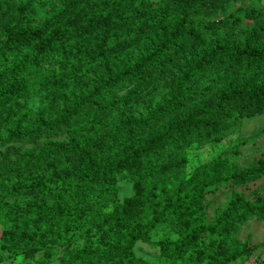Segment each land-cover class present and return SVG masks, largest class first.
Returning a JSON list of instances; mask_svg holds the SVG:
<instances>
[{
  "label": "trees",
  "instance_id": "trees-1",
  "mask_svg": "<svg viewBox=\"0 0 264 264\" xmlns=\"http://www.w3.org/2000/svg\"><path fill=\"white\" fill-rule=\"evenodd\" d=\"M0 66V147L20 142L0 151L7 256L236 264L264 253L237 236L264 222V195L234 190L213 220L206 212L219 187L264 177V160L239 165L247 141L187 172L191 147L264 116L254 0H0ZM120 180L132 185L122 201ZM161 230L156 257L137 256Z\"/></svg>",
  "mask_w": 264,
  "mask_h": 264
},
{
  "label": "rangeland",
  "instance_id": "rangeland-1",
  "mask_svg": "<svg viewBox=\"0 0 264 264\" xmlns=\"http://www.w3.org/2000/svg\"><path fill=\"white\" fill-rule=\"evenodd\" d=\"M158 1V0H153ZM256 7L264 8V0H254ZM250 2H246L249 5ZM45 11L39 13L40 18H43ZM1 67V66H0ZM32 107H37L39 99H33L30 101ZM264 116H259L255 118L243 120L242 128L239 132L229 136L228 138L222 140L221 142L210 143L204 147L193 146L189 149L190 162L187 167V172L190 173L193 168L197 167L202 163L210 161L212 158L220 154L221 152L233 147L234 145L247 141V143L241 149V157L239 165L241 168L251 166L253 164H258L261 160H264ZM20 142H10L4 146L0 147L1 152H6V150L13 146H19ZM238 191L244 193L247 197L253 199L257 195H264V177L248 184L244 187L232 188L229 185H223L219 187L214 193L207 195V217L208 220H213L216 215L223 210L232 194V191ZM132 195V185L131 183L120 180L119 189L117 192V197L120 201L128 198ZM2 227L0 226V232ZM166 235V231L161 230L152 237L150 242H138L135 247V252L137 256L144 259L153 260L158 252L153 243L159 241ZM240 240H245L250 237V245L258 248L264 247V222L251 221L246 224L237 235ZM0 258H3L1 264H35L33 259H24L22 256L9 257L0 250ZM36 258H39L37 256ZM237 262L236 264H238ZM239 264H264V253L258 254V251L254 252L252 256L247 258L245 261Z\"/></svg>",
  "mask_w": 264,
  "mask_h": 264
}]
</instances>
